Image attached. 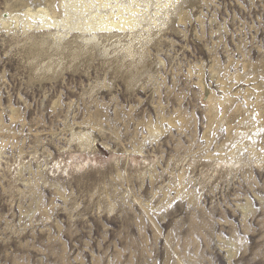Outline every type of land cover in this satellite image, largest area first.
<instances>
[{
    "label": "rangeland",
    "instance_id": "374dc122",
    "mask_svg": "<svg viewBox=\"0 0 264 264\" xmlns=\"http://www.w3.org/2000/svg\"><path fill=\"white\" fill-rule=\"evenodd\" d=\"M0 264H264V0H0Z\"/></svg>",
    "mask_w": 264,
    "mask_h": 264
},
{
    "label": "bare ground",
    "instance_id": "6f19581e",
    "mask_svg": "<svg viewBox=\"0 0 264 264\" xmlns=\"http://www.w3.org/2000/svg\"><path fill=\"white\" fill-rule=\"evenodd\" d=\"M73 8V7H72ZM75 9V8H74ZM78 9V8H77ZM67 11V10H66ZM69 13V11H68ZM31 16L34 18V19H37V20H42V21H45L46 18H48L50 16V12L48 9L46 8H38L35 12L34 11H25V14L24 15H27L28 17ZM113 16V15H112ZM110 17V16H109ZM129 19V18H128ZM127 19V20H128ZM90 20V19H89ZM63 26L64 27H68V23H67V19H65L63 21ZM94 22V21H92ZM84 23V22H83ZM71 25V24H69ZM74 25V24H73ZM74 27V26H73ZM76 30H81L83 32H86V31H96V30H99L101 28V30H111V29H118L120 28V24L116 23L115 21H113V19H108V21H105L101 26H100V22L96 21V23H93V24H89V25H75L74 27ZM122 28V27H121ZM254 137V136H253ZM251 138V137H250Z\"/></svg>",
    "mask_w": 264,
    "mask_h": 264
}]
</instances>
